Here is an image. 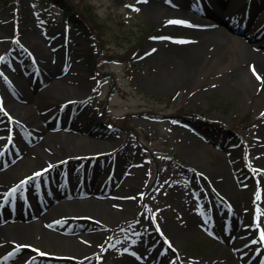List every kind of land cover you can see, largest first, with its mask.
Wrapping results in <instances>:
<instances>
[{
	"label": "rangeland",
	"instance_id": "374dc122",
	"mask_svg": "<svg viewBox=\"0 0 264 264\" xmlns=\"http://www.w3.org/2000/svg\"><path fill=\"white\" fill-rule=\"evenodd\" d=\"M190 1L192 5L197 3ZM200 1L213 6V0ZM223 1L235 5L239 13L234 14L235 24H240V12L248 3L251 11L261 12L260 16L252 15L260 19L261 27L256 26L257 21L247 25V33L256 36L264 24V0ZM71 4V14L78 18L83 6L94 11L95 21L84 22L88 29L81 23H66L62 10L51 0H0V58H5L4 52L10 48L5 46L17 38L33 51L38 66L45 65L47 56L59 54L57 78H50L44 67L39 70L40 79L35 78L31 60L27 62L28 71L19 69L27 78L26 92L20 89L14 98L15 109H8L7 114L25 123L26 134L21 128H13L14 122L9 121L2 107L0 144L13 135L14 130H10L16 129L25 138L23 144L16 142L17 149L25 153L44 136L34 129L37 115L47 114L53 107L62 110L71 102L78 112L83 110L73 121L68 118V125L73 127L67 131L64 127H60L63 132L54 130L53 114L39 121L48 122L50 132L63 137H88L95 142L84 149H69L68 153H79L68 164L54 174L48 169L39 176L29 175L31 179L25 180L24 186L48 182L49 188L57 189L60 180L55 179L62 177L65 168L69 173L79 170L74 181H69L71 188L79 176L94 184L105 174L104 180L113 184V195L108 197L109 202L105 197L86 198L88 193L74 196L85 204L73 208L79 214H72L71 222L55 220L53 230L58 237L54 239L52 233H47L49 227L40 222L32 224L27 236L9 235L16 222L1 220L0 257L17 245H28L19 248L23 251L21 257L34 252L32 249L47 255L59 249L79 255L99 247L108 253H98L96 258L114 264L123 254L140 264H148L150 258L156 260L154 264H259L264 251V244L262 247L257 240V233L264 231V213L258 209L264 203V101L239 100L235 90L224 82L227 77L222 72L217 80L197 89L203 71L219 72L224 62L213 44L200 48L197 58L178 67L179 60L171 55L172 45L189 48L192 44L187 41L206 29L199 26L201 21L191 19L195 12L185 0H73ZM152 4L170 9L169 14L156 16L150 9ZM175 15L181 16V23L170 24L176 21ZM210 28L229 31L225 25ZM238 36L245 40L241 34ZM35 38L43 45L38 51L28 43ZM20 50L26 57V51ZM89 54H94L93 58L87 57ZM32 77L38 83L30 84ZM59 77L65 86L60 82L57 92H46L45 87L60 81ZM29 93L42 99H38L39 106L30 101ZM80 95L87 96L82 100ZM81 102L87 107L83 108ZM256 114H262V120L257 121ZM100 118L111 127L101 125ZM54 138L49 142L59 143L58 137ZM108 138L115 146L103 145ZM207 143L210 147L204 150L202 145ZM101 148L106 150L99 151ZM83 151L89 152L80 154ZM104 154L111 157L107 164ZM81 157H91L86 170L80 169L84 162ZM30 158L33 163L23 173L48 166L44 157ZM221 164L227 168L237 202L221 188L225 178L224 171H219ZM13 179L0 176V191L6 190L5 185ZM22 189L19 187V194ZM214 203L222 208L220 215L214 212ZM227 203H231L232 211L224 209ZM202 208L207 218L198 214ZM53 209L44 215L54 217L57 213ZM196 215L199 218L195 222H188ZM100 220L112 225L100 228ZM227 226L231 233L226 232ZM67 227L69 232L63 230ZM139 231L149 237L151 249L149 244L138 242ZM42 234L47 235L46 240ZM86 234L93 239L87 240ZM75 243L82 244L81 248L73 247ZM55 258L45 256L38 262L47 264L57 261ZM64 260L85 264L72 257Z\"/></svg>",
	"mask_w": 264,
	"mask_h": 264
},
{
	"label": "bare ground",
	"instance_id": "6f19581e",
	"mask_svg": "<svg viewBox=\"0 0 264 264\" xmlns=\"http://www.w3.org/2000/svg\"><path fill=\"white\" fill-rule=\"evenodd\" d=\"M186 5H188V7L190 6L191 8L193 7L191 5V1L190 0H185ZM223 0H213V5L217 6L219 9H221L223 6H221V4L223 3ZM150 9L151 11L156 15H160L162 14H169L170 9L165 8L163 5H150ZM181 16L175 15L174 19L176 21L180 20ZM191 19H195V17H192ZM224 22H226L225 20H223ZM228 28L230 29V31L228 30H224V29H204V30H200L199 34L190 41H187L188 44H192V46H184V48L182 49L183 46L180 45H172V57H176L178 60V67L181 66H185L187 64V62L190 59H194L197 58L198 52L200 50V48L204 47V46H208L213 44L217 50L218 53H220L218 55V58L222 59L224 62L223 64L219 67V72L218 71H213L212 69H206L205 71H203L198 85H197V89H199L200 87L204 86V85H208L211 82H213V80H217V78L220 76L221 72L223 74L226 75V79L224 80L225 83H227L228 85H230L236 92L239 100H249V101H253V102H257L259 100L264 101V34L257 36L256 38L253 37L252 39L256 42H250V39L252 36L249 35H245L246 36V40L248 38V41L241 39L238 35L234 34V30L235 28L233 26H228ZM233 31V32H232ZM37 33L38 30H36ZM250 37V39H249ZM73 42V41H71ZM21 40L20 39H16L14 42H11L9 45H6L5 47L8 46V51L4 52V56L5 58H0V108L4 107L6 108L5 110V115L7 114V110L8 109H15L14 106H16V101L14 100V98L16 97L17 93L19 94L20 89L23 92H26V82H27V78L22 76V73L18 72L20 71L19 69H24L26 71H28L27 67V62L28 59L26 57H24V54L21 52L20 47L22 49H25L26 46H22L21 44ZM28 43L30 44V46L35 49L36 51H38L39 47H43L41 41L39 40V38H35L34 40L29 39ZM194 44V45H193ZM186 47V48H185ZM26 49H29L28 47H26ZM190 49V50H189ZM33 52V51H32ZM38 53V52H37ZM58 53L54 54L50 58V55L46 57V63L43 66H40L42 69L43 67L47 69V74L50 78H57L56 76V72L59 69V58L58 57ZM56 56V57H55ZM219 59V60H220ZM62 69V68H61ZM36 71H39L37 69H35ZM62 71V70H61ZM16 73V75L14 74ZM33 74L34 71H33ZM61 74V73H60ZM15 75V76H14ZM260 77V79H258L257 77ZM65 77H69L70 76H63L61 78H65ZM38 78V76L36 77ZM61 78L59 77L60 81H56L54 83H52L50 86L45 87L44 90H46V92L48 91H52V92H57L58 90V86L59 83L63 85V87L65 86L64 84V80H61ZM29 81V79H28ZM37 82L38 83V79H36V81L33 80V77L30 78V84L33 85V83ZM169 82V81H168ZM166 82V83H168ZM165 85V83H164ZM76 91V90H73ZM77 92V91H76ZM29 99L30 101H34L35 104L37 106H39V101L41 102L42 99L38 98L37 95H33L32 93H29ZM87 94V93H86ZM75 97H77L76 95H73ZM82 96L80 99L85 100V96L87 95H80ZM39 99V101H38ZM83 105H85L83 108L87 107V104H85V102H81ZM75 105H72L71 102L67 103L66 105H64L62 107V110L55 108H51L49 111H47V114H41L39 113V115H37V119L38 121H36L33 126L34 129H36L37 132L41 131V138L38 140V143L36 144V146L32 147V148H28L26 150V152L24 153L22 150H18L17 148V144L18 143H22L24 141V137H22L21 135L18 134L16 129H12L10 130V132H12L14 130L13 133V138L10 142L9 148H12L11 151H15L18 153V157L14 160L11 161V159L8 160V162H12L13 165L11 168L7 169L6 171L0 172V176H7V178H15L13 179V183H14V187H12L11 189H9L5 194H6V198H5V202H9L10 198H13V196L18 193V189L17 186L21 185L24 180L23 176L24 175H35L36 173H40V171H42L41 169H37L34 168L33 172H29V173H23L25 168H28L32 165V159L30 158V156L33 158V155H37V156H41L44 157L45 159H48V166L45 165V170L50 169L49 173H53L57 170L60 169L62 166H64L65 164H68L67 161L71 158H73V155H77L79 152H72V153H68L69 149H76V150H80L81 147L87 148L89 147L91 144H93V142H95L93 139L91 138H80V137H76V136H61V134L53 131L50 132L48 126L50 127V124L47 122H44V120H46V117L49 114H53V116L55 117V120L59 119V122H61L60 124H56L59 126H63V127H73V125H67V121L68 118H71V120L73 121L76 117L75 116H79L82 113V110L78 112V110H76V107H74ZM81 112V113H80ZM1 113V111H0ZM49 113V114H48ZM264 113V112H263ZM58 114H60L63 117H59L58 118ZM262 115V114H261ZM260 114H256L255 116L257 117V121L262 120ZM9 121H13L14 122V126L13 128H21V130L25 131L26 134V130L24 129L23 125H25V123L20 120V119H15L12 116H9ZM42 119L43 121L40 122L39 120ZM62 119H65V122H62ZM54 120V121H55ZM56 120V121H57ZM64 125H63V124ZM55 125V126H56ZM54 126V127H55ZM23 128V129H22ZM88 131V130H85ZM3 132H0V137L3 136L2 134ZM53 135V136H52ZM32 136H36L35 134L32 133ZM39 137V136H38ZM52 137H55L54 139L59 140V143H55L54 141L49 142ZM17 142V144H16ZM103 145H107V146H115V143L113 141L112 138H108L107 141L102 142ZM87 146V147H86ZM203 149L205 150L207 147L209 148V144L207 143L206 145H202ZM43 149V150H42ZM106 150V148H101L99 151H103ZM98 151V152H99ZM64 152V153H62ZM89 151H83L80 152V154H85ZM3 154V153H2ZM4 155V154H3ZM196 157V156H195ZM84 158V162L82 165H80V169L81 170H86L88 168V159L91 158H87L85 159V157H81ZM106 164L108 163V161L111 160V157L108 156V154H104V156L102 157ZM124 159V158H123ZM0 160H2V157H0ZM6 160V159H5ZM115 165L117 164V161L114 159ZM65 163V164H64ZM110 163V162H109ZM7 164L9 163H4L3 166H7ZM69 164H71L69 162ZM66 167V166H65ZM136 171V170H135ZM219 171H224V179H223V185L221 186V188L223 189V191L229 193V195L231 196L232 200L235 202H237V198L235 196V193L233 191L232 188H230V186L232 185L230 179H229V173L227 171V168L224 164H221L219 166ZM76 172V171H75ZM73 172H68L67 169H63L61 171L62 177H60V175L55 179V180H65V178H67L68 182L73 180V178L77 175V173L79 172V170L77 171V173ZM22 174V178L20 177V174ZM105 174L103 176L100 177V180L98 182H95L94 184L90 185L88 188L85 187V189H83V191L86 193H91V196L89 197V199L91 200H96L95 198H97L98 196L100 198L105 197L106 202H109L108 199L110 198V194H112V189H113V184L107 183V181L104 180ZM81 179L78 180V182H80ZM74 181V180H73ZM124 183V182H123ZM122 183V185H123ZM45 186V183H36V186L33 184L32 185V189L37 190V189H41ZM17 188V191L15 193H12L10 195V193L12 192V189ZM77 189V188H76ZM81 189L79 188V190L77 189V195H79V193H81L80 191ZM68 193H71L68 191ZM97 194H99L97 196ZM117 194V192H116ZM68 197V196H65ZM109 197V198H108ZM65 199V198H64ZM104 199V198H103ZM57 199H51V203L55 202ZM63 200V199H62ZM99 201V200H98ZM68 203H61L57 206H55V208L52 210L54 211V213L57 215H55L54 217H50V218H44L40 223H43L44 225H47V227H49V229H47V233L53 235L52 239L57 238L58 235L57 231L55 232V230H53V228H56V219L58 220L57 223H60V219L62 222H70L72 221V218H70V216L73 215H78L79 213L77 211L74 212L73 208H76L77 206H80L81 204H85L82 201H77V200H73V201H67ZM240 201H238L237 204L238 206L240 205L239 203ZM25 203V202H24ZM23 203V205H24ZM47 204V202H46ZM30 205V203H26L25 206L28 207ZM51 205V204H50ZM111 205V203H110ZM51 207V206H50ZM260 211H262L264 213V203L259 206L258 208ZM4 219L8 220V219H12L9 211L6 210H10L7 205H4ZM226 210V209H225ZM106 212V211H105ZM18 214L14 215V219L16 220H22V221H18L16 223H14V225L12 226V228H14L13 230H10L8 232L9 235H15L18 237H24L25 235L27 236V233H29L30 231H32L33 227L32 224H30V218L28 216V213L30 214V211H28L27 213H23V212H17ZM33 212H31L32 214ZM64 218V219H63ZM195 218H199L197 215L196 217H193L192 220L189 219L188 222H195ZM12 219V220H14ZM196 219V220H197ZM1 221V220H0ZM22 222V223H21ZM27 222V223H26ZM9 223V222H8ZM99 223V222H98ZM112 225L111 222H106L104 220H100V223L98 224V226L101 228H108ZM6 226H10V224L6 225ZM1 229H3L0 225V231ZM142 233V232H141ZM54 234L56 235V237L54 236ZM178 234V233H177ZM43 235V236H42ZM41 238H44L46 240L47 235L42 234ZM81 235V234H80ZM83 235V234H82ZM148 235V234H147ZM71 237H73L72 235H70ZM69 236V237H70ZM90 235L86 234V237L88 238ZM175 236V235H174ZM68 237V238H69ZM84 237V236H83ZM31 238V237H30ZM149 237L146 236L144 233L139 234L138 233V237L137 240L138 242L140 241V243H142V246L144 244V242L146 244H149L150 248V242L148 241ZM10 239V238H9ZM90 239H93L92 236L91 238H88L87 240L91 241ZM42 241V240H41ZM43 242V241H42ZM90 244H92L90 242ZM82 244H74L73 247H77L78 249L81 248ZM50 246V243H49ZM63 248V247H62ZM151 249V248H150ZM149 249V250H150ZM23 253V251L18 250L17 248H13L12 251H10L7 255H4L2 257V260L5 261V264H22L23 260L25 258L21 257V254ZM107 254V250L105 251H101L99 249V247H93L91 250H88L86 252H82L79 255H73V253L71 252H67L65 250H61L59 249L58 251L54 252V254L58 255V256H62V259L64 258H68V257H72L73 259H79L82 261H85V264H114L112 263H108V262H104V260H101V257L99 259L96 258L97 254ZM29 255V254H28ZM117 264H140L138 262H134L132 256L130 257V255H122V258L120 261L117 262Z\"/></svg>",
	"mask_w": 264,
	"mask_h": 264
},
{
	"label": "trees",
	"instance_id": "16d2710c",
	"mask_svg": "<svg viewBox=\"0 0 264 264\" xmlns=\"http://www.w3.org/2000/svg\"><path fill=\"white\" fill-rule=\"evenodd\" d=\"M56 5L63 10L64 15L67 19H71L73 22L78 23L85 28L88 29L87 24L84 22H88V20L95 21V13L91 9L87 8V6H83V9L79 8V15L80 18L71 17V11H73V5L71 4L70 0H54Z\"/></svg>",
	"mask_w": 264,
	"mask_h": 264
},
{
	"label": "snow or ice",
	"instance_id": "6c2138e0",
	"mask_svg": "<svg viewBox=\"0 0 264 264\" xmlns=\"http://www.w3.org/2000/svg\"><path fill=\"white\" fill-rule=\"evenodd\" d=\"M169 23L171 24V23H181L180 21H169ZM153 51H155V49H153ZM258 79H260V77L258 76L257 77ZM0 111H3V109L2 108H0ZM35 175H37V176H39V175H41V173H36ZM29 179H31V178H29ZM27 181H23V182H21L22 184L23 183H26ZM20 187V185H18L17 186V188H19ZM17 188H14V189H12V192L10 193V195L12 194V193H15L16 191H17ZM260 241L261 242H264V231H261L260 232ZM252 243H257V241L256 240H253L252 241ZM169 246H171V245H169ZM18 248H28V247H30V246H28V245H19V246H17ZM33 251H39V250H37V249H32ZM39 255H41V256H46L47 254L46 253H43V252H39ZM34 259V258H33Z\"/></svg>",
	"mask_w": 264,
	"mask_h": 264
}]
</instances>
